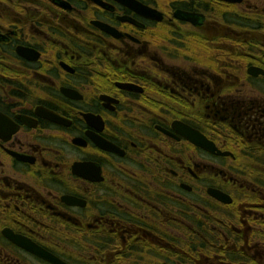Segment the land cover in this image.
Wrapping results in <instances>:
<instances>
[{"label": "flooded vegetation", "instance_id": "obj_1", "mask_svg": "<svg viewBox=\"0 0 264 264\" xmlns=\"http://www.w3.org/2000/svg\"><path fill=\"white\" fill-rule=\"evenodd\" d=\"M182 256L264 264V0H0V264Z\"/></svg>", "mask_w": 264, "mask_h": 264}, {"label": "water", "instance_id": "obj_2", "mask_svg": "<svg viewBox=\"0 0 264 264\" xmlns=\"http://www.w3.org/2000/svg\"><path fill=\"white\" fill-rule=\"evenodd\" d=\"M189 138L191 139L190 136H189ZM193 143H194L196 146H200V147L202 146V147H205L206 149L209 148V150H211V152L214 151V149L208 147L207 144H203V143L201 142L200 139H196V138L193 139ZM208 194L210 195L211 198H213V199H215V200H217V201H219V202H221V203H229V202H230L229 198H227V196H226L225 194H223V193H221V192H219V191H216V190H214V189H209V190H208ZM34 253H35V254H38V255L44 254V253H42L41 251H38L36 248H35ZM49 261H50L51 263H53V264H59L57 261H55V260H51L50 258H49Z\"/></svg>", "mask_w": 264, "mask_h": 264}, {"label": "trees", "instance_id": "obj_3", "mask_svg": "<svg viewBox=\"0 0 264 264\" xmlns=\"http://www.w3.org/2000/svg\"><path fill=\"white\" fill-rule=\"evenodd\" d=\"M183 249H185V246H182ZM166 261H163L162 264H165ZM166 264H188V261L185 259V256H182V258H179L176 263L167 261Z\"/></svg>", "mask_w": 264, "mask_h": 264}, {"label": "rangeland", "instance_id": "obj_4", "mask_svg": "<svg viewBox=\"0 0 264 264\" xmlns=\"http://www.w3.org/2000/svg\"><path fill=\"white\" fill-rule=\"evenodd\" d=\"M165 253H168V252H165L164 250H162L161 254L164 255Z\"/></svg>", "mask_w": 264, "mask_h": 264}]
</instances>
